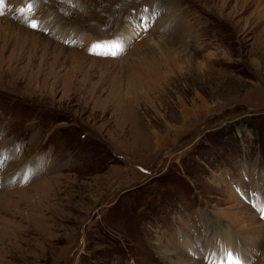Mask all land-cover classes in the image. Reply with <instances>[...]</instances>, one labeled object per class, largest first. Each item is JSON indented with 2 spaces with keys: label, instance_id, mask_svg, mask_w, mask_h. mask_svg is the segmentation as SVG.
I'll use <instances>...</instances> for the list:
<instances>
[{
  "label": "rangeland",
  "instance_id": "obj_1",
  "mask_svg": "<svg viewBox=\"0 0 264 264\" xmlns=\"http://www.w3.org/2000/svg\"><path fill=\"white\" fill-rule=\"evenodd\" d=\"M0 11V264H264V0Z\"/></svg>",
  "mask_w": 264,
  "mask_h": 264
},
{
  "label": "snow or ice",
  "instance_id": "obj_2",
  "mask_svg": "<svg viewBox=\"0 0 264 264\" xmlns=\"http://www.w3.org/2000/svg\"><path fill=\"white\" fill-rule=\"evenodd\" d=\"M34 7H35L34 3L29 2L25 6L19 8L17 11L20 17H24L26 11L27 13H32ZM144 10L147 11V9ZM2 14L3 12L0 11V15ZM27 26L32 28L33 30H37L39 28V24L34 16L30 17L29 21L27 22ZM141 27H145L143 22L141 23ZM106 45H110L111 47L116 49V51H112L110 53L112 56H116L118 52L123 50L122 47L116 42H103L99 45H93V49H95L96 47H105ZM2 163H6V161H0V164ZM258 211L260 212L261 218L264 219V206H260ZM211 256L214 258L209 259L208 257H205L207 264H242L240 255L231 250H222L218 257L217 254L215 253H212Z\"/></svg>",
  "mask_w": 264,
  "mask_h": 264
},
{
  "label": "bare ground",
  "instance_id": "obj_3",
  "mask_svg": "<svg viewBox=\"0 0 264 264\" xmlns=\"http://www.w3.org/2000/svg\"><path fill=\"white\" fill-rule=\"evenodd\" d=\"M1 2H8V4H10V5H19V2H22V0H0V3ZM26 5V4H25ZM22 6H24V5H21V7ZM20 7V8H21ZM40 10H42V9H40ZM27 16H28V13H27V11H26V13H25V16L24 17H22V19L24 20L25 18H27ZM37 21V20H36ZM43 22V21H42ZM22 23L23 24H25L24 23V21H22ZM159 25H162L163 24V22H161V23H158ZM10 28H12V26H9ZM42 27H45L44 26V23H43V25H42ZM3 28V27H2ZM2 28H1V31H2V34H3V30H2ZM27 33H29L28 31H27ZM30 37V39H32V34L31 35H29V36H27L26 38H29ZM90 49H91V46L90 47H88L86 50L87 51H90Z\"/></svg>",
  "mask_w": 264,
  "mask_h": 264
}]
</instances>
